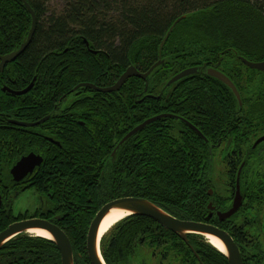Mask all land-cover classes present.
<instances>
[{"label":"trees","instance_id":"obj_1","mask_svg":"<svg viewBox=\"0 0 264 264\" xmlns=\"http://www.w3.org/2000/svg\"><path fill=\"white\" fill-rule=\"evenodd\" d=\"M26 2L37 16L36 33L25 52L3 72L0 69V193L6 201L0 233L31 217L50 221L70 239L75 264H91L89 229L113 201L141 198L178 220L210 223L207 191L215 156L209 154L207 143L194 133H180L179 125L173 126L178 134L162 132L160 124L168 122L161 121L119 146L132 129L172 109L175 102V108L181 103L180 114L191 119L209 143L218 142L210 136L212 131L226 127L223 178L234 182L243 166L245 205L242 215L211 224L234 238L244 264H264L259 236L253 233L260 230L264 212V143L256 146L264 137V72L241 60L264 62V7L254 0H68L64 10L56 12L46 0ZM31 27L23 3L0 0V57L18 51ZM160 61L164 64L146 81L132 78L119 93L75 91L82 83L113 86L128 68L146 73ZM191 68H200L201 73L167 86ZM210 68L235 84L241 108L229 88L207 76ZM33 82V89L23 96L7 90L21 91ZM146 90L154 98H146ZM83 106L86 114L96 106L91 121H84ZM125 109L132 110L130 116ZM79 115L84 126L77 123ZM48 116L49 121L34 128L14 130L9 125L13 119L36 123ZM31 153L41 155L43 164L18 187L10 170ZM18 191L19 195L31 191L37 198L32 212L13 213L12 198ZM189 236L185 243L156 221L131 216L104 236L101 253L106 264H133L139 251L150 252L162 263L229 264L203 237ZM0 264H62V260L55 242L24 234L0 251Z\"/></svg>","mask_w":264,"mask_h":264},{"label":"water","instance_id":"obj_2","mask_svg":"<svg viewBox=\"0 0 264 264\" xmlns=\"http://www.w3.org/2000/svg\"><path fill=\"white\" fill-rule=\"evenodd\" d=\"M18 1L23 3L28 13L30 14L32 18V27L27 41L22 45V47L18 51L10 55L0 57L2 71L4 70V67H6L8 64L14 63L25 52V50L31 44L37 29V23H38L37 16L34 10L32 9V7L30 6V4H28L26 0H18ZM181 21H182L181 19L178 20L174 24V26L170 29L169 34L162 42L161 45L162 48L165 46L169 38V35L173 31V28H175ZM241 60L248 68L252 70L264 72V62L252 63L243 58H241ZM163 63L164 62L162 61L155 64L146 74H142L138 72L137 69L132 66L122 75L119 82L114 87L109 89H98L93 85H86V87L88 86L89 88L97 90L99 92H106V93L116 92L119 91L122 88V86L126 83V81L131 78H139L146 80L148 76H150L155 71V69L160 67ZM200 73H201L200 68H191L185 70L180 74H178L177 76H175L174 78H172L171 81L169 82V86L176 85L190 77L197 76ZM207 76L218 80L227 88H229L233 93L234 97L236 98L239 107L240 108L242 107L241 95L237 87L229 77H227L224 73L214 68L209 69L207 71ZM30 88L21 94H26L30 90ZM161 118L163 117H157L151 119L145 124L136 128L132 133H130L122 140L120 146L125 144L134 135L142 131L149 123H152L156 120H160ZM45 121L46 120H43L38 124H19V125L24 127H34L36 125L43 124ZM263 140L264 138L260 139L257 142V144H259ZM41 163L42 160L40 158H37L33 155H29L28 157L22 158L21 161L17 163V165L11 171V175L14 177V179L17 182H20L23 179H25L28 175L32 174L35 171V169L41 165ZM242 167L240 169L239 175L241 174ZM241 201H242V196L238 195L233 209L229 213L221 216V218L224 219L231 217L240 207ZM112 210H122L128 212L129 217L142 216V217L150 218L156 221L157 223H159L161 226L170 230L171 232L179 235L180 238L186 242L188 241V236L190 234L200 235L204 237L212 236L216 238L218 241H220L226 248V253L224 255L227 257L229 264H244L240 247L238 246V244H236L233 237L229 235L226 231L211 226L210 224L198 223L194 221L178 220L172 217L171 215H169L168 213L164 212L162 209H160L158 206L154 205L150 201L141 198H123L113 201L111 203H108L106 206H104L101 209V211L97 214L95 220L91 224L87 239V251L91 264H106L101 253V242L104 237H101L100 239L99 233L104 219ZM32 230H42L50 234L51 241L55 242L60 250L62 264H75L74 252L71 245V241L68 238V236L55 224L40 218L31 219L28 221H21L12 224L6 230L0 233V251L4 248L6 244H8L13 239L17 238L20 235L29 234V232Z\"/></svg>","mask_w":264,"mask_h":264},{"label":"flooded vegetation","instance_id":"obj_3","mask_svg":"<svg viewBox=\"0 0 264 264\" xmlns=\"http://www.w3.org/2000/svg\"><path fill=\"white\" fill-rule=\"evenodd\" d=\"M9 65V64H8ZM0 69H1V64H0ZM4 69H5V67H4ZM210 69H213V68H210ZM207 70H209V69H207ZM2 71V70H1ZM4 71V70H3ZM2 71V72H3ZM138 71V70H137ZM139 72V71H138ZM141 73V72H140ZM146 73H148V72H146ZM146 73H142V74H146ZM206 73H207V71H206ZM149 77V76H148ZM132 79V78H131ZM148 79V78H147ZM146 79V80H147ZM130 80V79H129ZM129 80H127L126 81V83L129 81ZM141 80H143V79H141ZM146 80H144V81H146ZM118 82H119V80H118ZM117 82V83H118ZM117 83H115L113 86H110V87H106V88H98V86H94V87H96V88H98V89H109V88H112V87H114ZM126 83L122 86V88L119 90V91H116V92H109V93H106V92H99V91H97V90H94V89H91V88H89L88 86L86 87V85H92V84H88V83H82V84H80L79 86H77L76 88H75V91L76 90H79V88H88V89H90V90H94V91H97V92H99V93H104V94H113V93H119L122 89H123V87H125V85H126ZM33 86H34V82L30 85V86H28V87H26L25 89H23V90H21V91H13V90H11V89H7L9 92H11V94H14V93H16L17 95H26V94H28L32 89H33ZM31 87V88H30ZM30 88V90L26 93V94H21V93H23V92H25V91H27L28 89ZM148 92V90H146V95H145V97L146 98H154V96H152L151 94H149V93H147ZM163 95H161L160 97H155L156 99H161V97H162ZM144 101V100H143ZM115 102V101H114ZM142 102V101H141ZM68 102L66 101V104H67ZM106 103V102H105ZM116 103V102H115ZM166 103H167V101H164L163 100V104H162V106H163V108L165 107V105H166ZM175 103V102H174ZM174 103H172L171 104V106H172V109H170V110H167V111H164V112H162L160 115H158V116H156V117H152V118H150V119H146L145 121H143L141 124H139L137 127H135L134 129H132L126 136H128L130 133H132L136 128H138L139 126H141V125H143V124H145L146 122H148L149 120H151V119H154V118H157V117H163V118H161L160 120H156V121H154V122H152V123H149L142 131H140L139 133H137L136 135H138V134H140V133H142L143 131H145L150 125H152V124H154V123H156V122H161V121H167L168 123H165V124H160V130H162V132L164 131V130H170V133L171 134H178L179 132L178 131H173V126L175 127V128H177V125H179L180 126V130H181V132L180 133H184V134H188V132L189 133H194L196 136H198L200 139H202L205 143H207L208 144V146H210V149H209V154L211 155V156H215V155H219V157H220V159H221V162H223L224 163V157L226 156V155H228V144L227 143H224L223 141H222V139L223 138H226V127H222V126H220L221 128H220V130L219 131H216V132H211L210 133V136L211 137H213V138H218V142L217 143H213V142H210L209 143V140L207 139V137L205 136V135H203L202 133H201V130L195 125V123L191 120V119H189L188 117H185V116H183V115H181L180 113H181V108H179V106H181L180 104L181 103H177L176 104V108L174 107ZM70 104V103H69ZM95 105V104H94ZM182 107V106H181ZM84 106H83V108L82 109H80V112L81 111H83L84 110ZM90 108H92L91 109V112H94L97 108H96V106H90ZM113 110V106L110 108V112ZM141 109L139 108V111H140ZM54 111H62L61 110V108H55L54 109ZM85 111V110H84ZM91 112H89V111H87V114H86V111L83 113V116H84V121H86V122H88V121H91V117H90V115L92 114ZM131 112H132V110L131 109H125V115L126 114H128V116H130L131 115ZM80 117H82L81 115H79V119H78V121H77V123L80 125H82V126H84L85 125V122L80 118ZM129 118V117H128ZM51 119V116H48V117H46V118H44V119H42V120H40V121H38V122H36V123H25V122H20V121H18V120H9V125L12 127V129H14V130H19L21 127H23V128H32V127H24V126H20L19 124H38V123H40L41 121H43V120H46V121H49ZM73 120V119H72ZM169 120H173L174 122H172V123H169ZM45 121V122H46ZM44 122V123H45ZM174 124V125H173ZM39 125H41V124H39ZM39 125H36V126H34V127H37V126H39ZM33 127V128H34ZM136 135H134L133 137H135ZM125 136V137H126ZM124 137V138H125ZM132 137V138H133ZM123 138V139H124ZM132 138H130V139H132ZM260 139H262V138H264V137H259ZM47 139H49L52 143H56V144H58L56 141H54L51 137H48ZM129 139V140H130ZM260 139H258L257 141H256V146L258 145V146H260L262 143H264V140L262 141V142H260L259 144H257V142L260 140ZM128 140V141H129ZM127 141V142H128ZM122 142V141H121ZM120 142V143H121ZM126 142V143H127ZM125 143V144H126ZM124 145V144H123ZM119 146H120V144H119ZM29 155H33V156H35V157H37V158H40L41 160H42V163H41V165L38 167V168H40L41 166H42V164H43V158H42V156L41 155H37V154H35V153H31V154H29ZM29 155H26V156H24V157H28ZM23 157V158H24ZM22 159V158H21ZM21 159L19 160V161H21ZM212 159H213V163H212V165H210V171H209V179H210V182H211V186L209 187V189H208V195H209V200H208V204H207V208H208V214H207V219L209 220V222L210 223H208V222H206L205 224H210L211 226H214V227H217V228H219V229H221L220 227H218V226H216V225H214V224H211V222H214L215 221V219H217L218 220V222L219 223H225V222H228V221H230V219L232 218V217H234L235 215H237V214H243V209H244V205H245V201H244V196L242 195V190H241V182H240V175H239V172H240V170H239V172H238V175H237V178H236V180L234 181V182H232V181H226L224 178H223V173H224V169H225V167L223 166V163H222V168H220L219 169V171H218V173H219V176H220V180H216V179H212L211 178V176H210V174L213 172V170H214V162H215V159L212 157ZM18 161V162H19ZM17 162V163H18ZM17 163L15 164V165H13V167L11 168V170H10V175H11V171H12V169L17 165ZM38 168H36L35 169V171L38 169ZM35 171L33 172V173H35ZM32 173V174H33ZM32 174H30V175H28L25 179H23L22 181H20V182H17L15 179H14V177L11 175V177H12V180H13V182L15 183V185H17L18 187H20V185H21V183H24L23 185H25V181L28 179V177L29 176H31ZM238 178H239V180H238ZM21 195L22 194H20L19 195V191L18 192H15V194L13 195V198H12V200L14 201H12V203H11V209L14 211L13 213L16 215V213H15V210H14V205H15V201L18 199V198H20L21 197ZM238 195H240V196H242V201H241V205H240V207L238 208V210L231 216V217H229V218H221V216H223V215H225V214H227V213H229L232 209H233V207H234V204H235V201H236V199H237V197H238ZM129 198H131V197H129ZM6 200H8V201H10L11 200V195H10V191L6 194ZM224 200H227V203L224 205ZM229 200H231L230 201V204H229ZM5 203H6V201H5V196L4 195H2V193H0V212H1V210L3 209V206H5ZM228 204H229V206H228ZM224 207V208H223ZM225 208H227V209H225ZM10 209V210H11ZM161 209V208H160ZM164 211V210H163ZM165 212V211H164ZM167 213V212H166ZM248 214H246V215H249L250 213H251V211H249V212H247ZM18 215V214H17ZM170 215V214H169ZM245 215V216H246ZM172 216V215H171ZM173 217V216H172ZM175 218V217H174ZM31 219H36V218H33V217H31V218H28V219H26V220H22V221H28V220H31ZM207 220V221H208ZM19 222H21V221H19ZM15 223H18V222H15ZM15 223H13V224H15ZM198 223H203V222H198ZM12 225V224H11ZM10 226V225H9ZM8 226V227H9ZM223 230V229H222ZM225 231V230H224ZM227 232V231H226ZM228 233V232H227ZM229 234V233H228ZM190 235H195V234H190ZM230 235V234H229ZM179 236V235H178ZM197 236V235H196ZM200 236V235H199ZM180 237V236H179ZM189 237L190 236H188V241L186 242V241H184L183 239V241L185 242V243H188L189 242ZM200 237H203L205 240H206V238L204 237V236H200ZM234 239V238H233ZM235 241V240H234ZM206 242H207V240H206ZM237 244V243H236ZM241 251V250H240ZM242 253V252H241ZM242 257H243V255H242ZM243 261H244V258H243Z\"/></svg>","mask_w":264,"mask_h":264},{"label":"rangeland","instance_id":"obj_4","mask_svg":"<svg viewBox=\"0 0 264 264\" xmlns=\"http://www.w3.org/2000/svg\"><path fill=\"white\" fill-rule=\"evenodd\" d=\"M49 3V6L51 8L52 11H62L64 10L65 6H66V2L68 0H46ZM256 3L261 4L264 7V0H254ZM244 13H246V15H250L249 13L243 11ZM239 15L243 16L244 14L242 12L238 13ZM258 29H260V24L257 23L256 26ZM129 69V68H128ZM127 71V70H126ZM122 77V76H121ZM120 77V78H121ZM120 80V79H119ZM215 162H214V170L213 172L210 174L211 178L214 180H220V176H219V169L222 168L223 166L225 167V165L221 162V159L219 157V155H215L214 157ZM14 210L16 215L20 214V213H24L27 211L32 212L36 206H37V198L32 194L31 191L25 193L24 195H22L20 198H18L15 201V205H14ZM41 219V218H40ZM260 230H255L253 231V233L256 236H259V241L261 244V249L264 251V212L262 213L261 217H260ZM27 236H31V234H26ZM35 237H40V238H44V239H49V238H45V237H41V236H37V235H33ZM133 264H170L168 263H162L160 261V259L155 258L150 252L146 251V252H137L134 260H133Z\"/></svg>","mask_w":264,"mask_h":264},{"label":"bare ground","instance_id":"obj_5","mask_svg":"<svg viewBox=\"0 0 264 264\" xmlns=\"http://www.w3.org/2000/svg\"><path fill=\"white\" fill-rule=\"evenodd\" d=\"M162 62V61H160ZM164 62V61H163ZM159 63V62H158ZM157 64V63H156ZM164 64V63H163ZM162 64V65H163ZM188 70V69H187ZM185 71V70H184ZM171 81V80H170ZM169 81V82H170ZM169 87V83L167 85ZM127 217H129V213L122 211V210H112L104 219L101 228H100V233H99V238L101 239V237H104L107 235V233H109V231L115 226L117 225L119 222H121L122 220H125ZM29 234H31L32 237H35L33 235H37V236H41V237H45V238H49L46 240H51V236L50 234H48L46 231H42V230H32L29 232ZM35 238H40V237H35ZM208 244H210L212 247H214L216 250H218L220 253L225 254L226 253V248L224 247V245L218 241L216 238L212 237V236H206L205 237ZM44 239V238H42Z\"/></svg>","mask_w":264,"mask_h":264}]
</instances>
